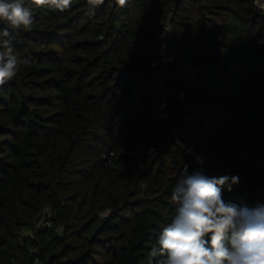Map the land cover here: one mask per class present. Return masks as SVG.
Listing matches in <instances>:
<instances>
[{
    "label": "trees",
    "instance_id": "trees-1",
    "mask_svg": "<svg viewBox=\"0 0 264 264\" xmlns=\"http://www.w3.org/2000/svg\"><path fill=\"white\" fill-rule=\"evenodd\" d=\"M86 12V0L34 8L32 29L13 33L27 63L0 86V264H149L196 156L209 176L239 177L226 201L264 199V9L105 0Z\"/></svg>",
    "mask_w": 264,
    "mask_h": 264
},
{
    "label": "clouds",
    "instance_id": "clouds-1",
    "mask_svg": "<svg viewBox=\"0 0 264 264\" xmlns=\"http://www.w3.org/2000/svg\"><path fill=\"white\" fill-rule=\"evenodd\" d=\"M124 8L128 0H113ZM105 0H86V14L95 16ZM73 0H0V86L12 81L27 63L14 51L13 33L30 31L32 10L50 8L64 13ZM11 30V31H10ZM257 44H264V35ZM191 152V150H189ZM206 158L196 156L198 167L184 164L170 200L175 213L148 253L149 264H264V199L251 207L224 199L240 179L235 175L209 176Z\"/></svg>",
    "mask_w": 264,
    "mask_h": 264
},
{
    "label": "built area",
    "instance_id": "built-area-1",
    "mask_svg": "<svg viewBox=\"0 0 264 264\" xmlns=\"http://www.w3.org/2000/svg\"><path fill=\"white\" fill-rule=\"evenodd\" d=\"M161 27L163 28V32L170 33V27H169L168 23H162L161 22ZM49 209H50L49 207H46L44 209L43 216H42V220H41L42 221V224L46 225V227H50L51 226V221L49 220V217L50 216L47 214L49 212L48 211ZM33 264H41V263H40V261L37 258H35L33 260Z\"/></svg>",
    "mask_w": 264,
    "mask_h": 264
},
{
    "label": "rangeland",
    "instance_id": "rangeland-1",
    "mask_svg": "<svg viewBox=\"0 0 264 264\" xmlns=\"http://www.w3.org/2000/svg\"><path fill=\"white\" fill-rule=\"evenodd\" d=\"M255 4L257 5V7H260L261 9H264V0H255ZM159 21L162 22V23H168L167 22L168 19H166V18H161ZM170 34L171 33H165V32H163V28L161 27V30H160L161 37H169ZM48 211L49 212L47 214L50 216L51 210L49 209Z\"/></svg>",
    "mask_w": 264,
    "mask_h": 264
}]
</instances>
